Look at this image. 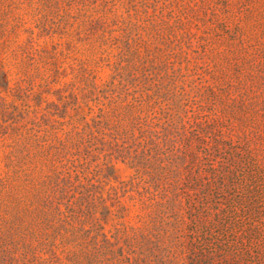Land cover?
I'll use <instances>...</instances> for the list:
<instances>
[{"label":"rangeland","instance_id":"374dc122","mask_svg":"<svg viewBox=\"0 0 264 264\" xmlns=\"http://www.w3.org/2000/svg\"><path fill=\"white\" fill-rule=\"evenodd\" d=\"M0 264H264V0H0Z\"/></svg>","mask_w":264,"mask_h":264}]
</instances>
